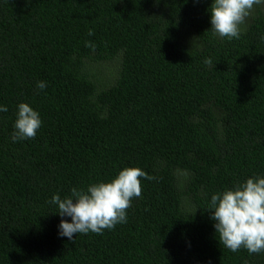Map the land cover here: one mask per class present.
<instances>
[{
    "label": "trees",
    "instance_id": "trees-1",
    "mask_svg": "<svg viewBox=\"0 0 264 264\" xmlns=\"http://www.w3.org/2000/svg\"><path fill=\"white\" fill-rule=\"evenodd\" d=\"M212 2L0 0V264H264L223 247L210 211L264 177V5L222 40ZM20 103L42 125L13 142ZM125 167L155 177L126 223L60 236L53 195Z\"/></svg>",
    "mask_w": 264,
    "mask_h": 264
},
{
    "label": "clouds",
    "instance_id": "clouds-1",
    "mask_svg": "<svg viewBox=\"0 0 264 264\" xmlns=\"http://www.w3.org/2000/svg\"><path fill=\"white\" fill-rule=\"evenodd\" d=\"M257 5H264V0H213L210 6L213 34L222 40L239 39ZM88 35L94 33L90 30ZM85 46L93 50L96 47L91 42ZM204 63L213 66L211 57L205 58ZM46 86V81L37 82L41 90ZM7 111L6 106L0 105V112ZM41 125L39 113L29 104L20 103L12 141L34 139ZM141 178L155 179L139 167H125L109 181L90 184L86 190L72 188L71 195L63 199L59 194L53 195L50 203L58 206L56 213L71 217V222L61 219L59 235L71 240L74 234H102L126 223L133 199L142 195ZM210 211L223 247L232 252L244 248L250 255L264 252V177L253 176L232 189L213 194Z\"/></svg>",
    "mask_w": 264,
    "mask_h": 264
}]
</instances>
